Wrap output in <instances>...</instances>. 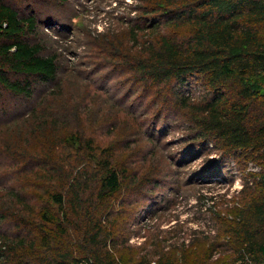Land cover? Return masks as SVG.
<instances>
[{
  "label": "trees",
  "instance_id": "16d2710c",
  "mask_svg": "<svg viewBox=\"0 0 264 264\" xmlns=\"http://www.w3.org/2000/svg\"><path fill=\"white\" fill-rule=\"evenodd\" d=\"M17 4L0 0V96L29 99L56 82L59 63L36 39L35 15ZM134 11L126 28L88 46L149 107L138 115L122 99L85 101L58 82L24 115L30 127L8 133L3 149L33 169L0 190V223L17 231H0V264H264V0H138ZM162 120L161 132L185 124L180 143L196 152L211 145V165L235 162L243 181L224 206L209 207L214 234L166 249L129 242L134 198L170 185L182 160L157 135Z\"/></svg>",
  "mask_w": 264,
  "mask_h": 264
},
{
  "label": "rangeland",
  "instance_id": "374dc122",
  "mask_svg": "<svg viewBox=\"0 0 264 264\" xmlns=\"http://www.w3.org/2000/svg\"><path fill=\"white\" fill-rule=\"evenodd\" d=\"M23 15L32 13L38 20L36 39L46 49L47 54L57 57L59 72L54 84L38 86L29 99L13 97L7 91L0 96V190L19 187L33 166H23L20 161L8 158L3 149L11 140L8 133L15 135L20 128L30 127L22 121L33 108L39 110L41 99L60 82L70 92L85 95V101L98 98H111L112 102L124 100L127 105H134L138 115L149 107L148 99H136L141 88L135 91L125 76L110 67L104 52L91 49L88 41L107 32H118L126 28L128 20L134 18L138 0H16ZM36 39H34L36 41ZM125 86H118L119 81ZM105 84V88H104ZM134 95L127 101L129 91ZM130 92V94H131ZM184 92L193 97L200 94L195 85H187ZM130 96V95H129ZM126 101V102H125ZM100 114L98 117H102ZM106 117V116H105ZM140 118V116H139ZM141 119H139L140 121ZM165 120L157 129V135L166 143V152L178 155L179 167L172 168L167 181L137 199V215L131 224L132 233L129 242L133 245H153L161 240L165 249L171 244H187L196 234H214L212 211L214 204L224 206L226 199L235 196L242 186L240 169L235 162L229 161L223 167L211 165L218 155L211 145L204 151L196 152L187 149L180 143L185 134L186 125L171 122L165 131ZM132 124V122L130 123ZM144 126V131L147 130ZM143 128V126H142ZM26 132V130H25ZM27 135L23 139L26 140ZM19 141H21L18 138ZM101 138L97 137V141ZM105 141L101 142L104 143ZM189 152V153H187ZM136 165L142 170L144 163L138 160ZM214 173L209 174L210 170ZM219 168V169H218ZM247 171L252 168L249 164ZM211 170V171H212ZM174 182V184H173ZM199 197H202L198 199ZM224 204V205H222ZM0 231L15 235L8 224L0 223Z\"/></svg>",
  "mask_w": 264,
  "mask_h": 264
},
{
  "label": "built area",
  "instance_id": "2783aa9c",
  "mask_svg": "<svg viewBox=\"0 0 264 264\" xmlns=\"http://www.w3.org/2000/svg\"><path fill=\"white\" fill-rule=\"evenodd\" d=\"M252 165V164H251ZM250 170H252V171H257L259 168L258 167H256V166H253L252 165V168H249Z\"/></svg>",
  "mask_w": 264,
  "mask_h": 264
}]
</instances>
